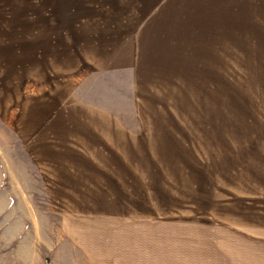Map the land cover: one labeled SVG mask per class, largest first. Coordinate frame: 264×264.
Instances as JSON below:
<instances>
[{
  "label": "rangeland",
  "instance_id": "374dc122",
  "mask_svg": "<svg viewBox=\"0 0 264 264\" xmlns=\"http://www.w3.org/2000/svg\"><path fill=\"white\" fill-rule=\"evenodd\" d=\"M0 264H264V0H0Z\"/></svg>",
  "mask_w": 264,
  "mask_h": 264
},
{
  "label": "crops",
  "instance_id": "0c3cea01",
  "mask_svg": "<svg viewBox=\"0 0 264 264\" xmlns=\"http://www.w3.org/2000/svg\"><path fill=\"white\" fill-rule=\"evenodd\" d=\"M133 47L134 46H118V47H115V50H113L111 53H108L107 55H105V54H101V52L97 53L96 52V50H97L96 46H94V48H92V46H84V47L83 46H77L76 50L79 51V53L67 54V55L64 56V58L62 57L61 59H66V60H68V59H76V60L85 61V63H86L89 60H94V58H95L94 54H96V55H98V58L100 60H103L102 63H104V64H106L104 62L105 60H107V62H111L112 61L111 59H113V62L116 61L115 62L116 65L117 64H121L122 62L130 63L133 60V58H134V49H133ZM102 49H105V48H102ZM98 50H100V49H98ZM63 98L64 97H61L60 100L63 99ZM77 104L78 105H83V104H79V103H77ZM72 106L63 105V106L56 107V109H60L59 113L62 116L64 114H69L70 113L69 107H72ZM78 108H83L84 109V110L82 109L83 112L81 111L82 114H90L91 112H93L94 114L100 113L97 110H91V109H94L93 106H87L86 105V106H79ZM41 111L42 110L38 109V111H36L35 114H37V115H46L47 112H41ZM44 111H47V110H44ZM76 111L78 112L77 109H76ZM105 126H106L105 124L104 125L100 124V126L96 127L97 129L95 130L96 131L95 133H91V134L88 133V140H93L94 141V139H101V140H105V143L108 142V141L111 142V140L123 141V142L126 140V137H124V134L122 133L123 132L122 131L123 128L120 125H119V128H116L117 127V123H113V128H109L110 127L109 125H108V128H105ZM81 129H84V128H81ZM107 130L112 131V133L107 132ZM115 131H118L119 133L118 134L114 133ZM125 157H129V155L125 156ZM74 159L75 158L72 157L71 161H69V162L70 163H75L76 161ZM112 160H113V158H110L108 155H104L102 159H96V160H93L92 162H95L96 164H99V165H100V163H104L106 168H110L111 165H107V164L112 163L113 162ZM116 161H117V159H115V162ZM71 167H74V166L69 165L70 170H71ZM107 173H115V172H107ZM89 176L90 175H88V180L91 179V180H89L90 182L88 180H84L83 182H79V181L76 182L75 183V189L72 190V193L76 194V193H79V192L80 193H83V192H89V193L97 192L96 188L99 185H96L94 183V181L96 180V177L95 176L89 177ZM111 177H116V173H115V175L114 174H108L107 175V179L111 178ZM64 182H66V181L64 180ZM64 182L61 185L62 188L66 187V183H64ZM84 186H85L86 189H84ZM87 187H90V189L87 188Z\"/></svg>",
  "mask_w": 264,
  "mask_h": 264
}]
</instances>
